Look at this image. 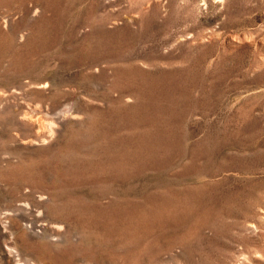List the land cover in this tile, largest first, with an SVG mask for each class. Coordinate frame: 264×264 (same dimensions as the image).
Returning <instances> with one entry per match:
<instances>
[{"label": "rangeland", "instance_id": "obj_1", "mask_svg": "<svg viewBox=\"0 0 264 264\" xmlns=\"http://www.w3.org/2000/svg\"><path fill=\"white\" fill-rule=\"evenodd\" d=\"M0 264H264V0H0Z\"/></svg>", "mask_w": 264, "mask_h": 264}]
</instances>
